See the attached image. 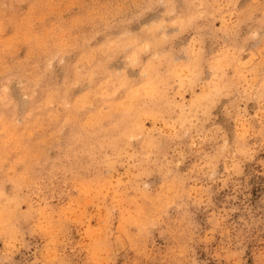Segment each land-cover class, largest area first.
<instances>
[{
    "label": "clouds",
    "instance_id": "obj_1",
    "mask_svg": "<svg viewBox=\"0 0 264 264\" xmlns=\"http://www.w3.org/2000/svg\"><path fill=\"white\" fill-rule=\"evenodd\" d=\"M27 2L0 0V65L10 47L4 33ZM240 2L137 0L166 8L143 46L153 51L140 79L114 80L99 118L78 125L57 156L44 145L18 152L0 128V264H249L247 252L264 264V195L251 203L247 174L253 163L264 169V0ZM189 31L196 35L180 49L184 58L173 57L166 46ZM206 32L221 44L211 57ZM55 47L49 37L40 55ZM32 77L25 70L26 101L36 95ZM222 102L231 132L213 115ZM74 223L78 241L69 237Z\"/></svg>",
    "mask_w": 264,
    "mask_h": 264
},
{
    "label": "rangeland",
    "instance_id": "obj_2",
    "mask_svg": "<svg viewBox=\"0 0 264 264\" xmlns=\"http://www.w3.org/2000/svg\"><path fill=\"white\" fill-rule=\"evenodd\" d=\"M33 2L28 0L19 6L15 26L4 33L3 38L10 47L0 65V73H3L0 75V128L15 142L18 152L44 145L55 157L56 149L66 144L78 125L99 118L102 99L115 91L114 80L140 79V72L153 51L151 48L145 51L143 46L151 44L152 26L166 20V8L159 4L138 6L137 0H45L46 6L40 8L32 7ZM246 6L247 0H241L238 7ZM215 28H221V21L215 22ZM171 31L168 29L169 33ZM33 34L39 37L38 41H34ZM193 35H196L194 31L186 32L168 44L166 50L173 57L183 59L180 49L192 42ZM49 37L56 47L41 56L40 51L46 50ZM201 37L207 56L220 53L221 44L211 32ZM242 59L247 60L248 56L245 54ZM25 70L33 74L31 87L36 91L30 101L24 99ZM205 76L210 79L211 74ZM93 89L100 90L101 100L93 102ZM116 95L123 97V93ZM191 99V93L184 96L185 101ZM61 100L66 106H61ZM222 105L223 102L213 115L231 132L234 125L225 119ZM255 107L248 105L250 115L255 114ZM151 126V122L145 125ZM261 171L264 169L256 163L247 169L251 177L248 183L252 204L264 195V176L258 175ZM151 182L154 187L158 184L156 178ZM64 202H67L66 197L63 201H53L57 205ZM22 208L27 210V205ZM88 212V224L95 228L98 223L95 210L89 206ZM69 237L72 241L80 240L79 224L72 225ZM33 243L42 246L38 238ZM253 246H258L257 241L252 242L250 247ZM246 257L252 264L251 252H247ZM84 258L83 253L75 257L77 261Z\"/></svg>",
    "mask_w": 264,
    "mask_h": 264
}]
</instances>
